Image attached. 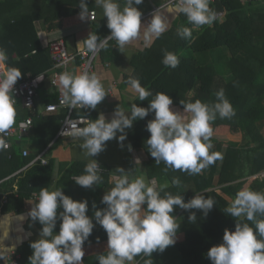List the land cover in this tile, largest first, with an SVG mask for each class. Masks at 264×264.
Here are the masks:
<instances>
[{"label": "clouds", "instance_id": "obj_1", "mask_svg": "<svg viewBox=\"0 0 264 264\" xmlns=\"http://www.w3.org/2000/svg\"><path fill=\"white\" fill-rule=\"evenodd\" d=\"M144 0H124L121 8L118 0H95V4L102 8L103 16L107 18L110 34L101 39L94 33L77 44L95 54L105 48L108 41L114 40L123 52L126 46L142 43L143 48L150 47L169 28L170 22L164 12L173 17L184 15L193 28L212 25L218 18V13L210 7V0H168L142 24V12L136 6ZM135 5V6H134ZM79 18L89 20L90 13L87 0H80L78 5ZM182 39L192 37V28L177 29ZM5 50L0 48V62L6 61ZM162 63L165 67L179 66L180 60L173 52L165 51ZM22 77L20 70L11 68L0 79V134H7L15 123L16 110L13 98V87ZM44 76H37V81ZM127 84L138 95L140 101L148 100L152 93L143 87L137 78H129ZM62 92V103L69 109L95 110L107 96L101 79L96 74L84 72L74 75L64 72L59 76ZM214 103L200 100L194 102L180 101L183 112L173 110V100L169 95L158 92L148 102V107L131 104L126 112L120 106L116 108L110 121L103 113L95 120L80 116L75 120H67V128L60 135L73 138H83L80 145L83 155L92 158L84 168V174L73 176L76 185L92 189L94 185L102 183L98 174L100 168L93 157L105 150L106 142L116 139L123 148L127 139L126 129L132 127L133 122L144 120L154 113V119L149 120L146 130L150 133L147 139L148 152L159 165L164 163V171H180L188 175L201 174L203 170L222 160L219 152H210L213 135L211 127L217 117L231 119L235 110L225 96L223 88L215 93ZM79 125H84L80 127ZM117 133H120L117 136ZM7 144L0 135V150ZM131 151V145L128 146ZM140 162L139 159L136 163ZM112 176L114 186L105 192L100 203L104 208H96L93 204L94 215L89 217L88 201H75L64 194L62 188L49 191L42 188L39 191L38 202L29 212V217L38 222L42 228L40 238L30 244L32 255L28 257V264H83L84 244L88 241L96 225H99L107 235V254H98V264H131L141 254L152 257L154 252L163 253L169 246L176 243V236L180 225L173 215L174 209L185 211L200 210L204 216L215 205L211 198L202 194H195L185 202L183 195H173L158 187L156 179L146 181L143 176L131 179V171L118 167ZM172 185L179 188L181 181L173 178ZM167 187V185H164ZM146 205V207H145ZM62 209V211L58 210ZM235 218V230L225 229L223 243L213 246L207 253L211 264H264V192L253 191L248 187L239 190L230 205L224 210ZM195 212H190L188 220L195 222ZM59 232L55 231L57 222ZM95 221V223L93 222ZM251 222V225L247 222ZM254 225V226H253ZM99 243V238H97ZM14 251L0 244V260L7 264V256ZM145 264H153L152 259Z\"/></svg>", "mask_w": 264, "mask_h": 264}, {"label": "trees", "instance_id": "obj_2", "mask_svg": "<svg viewBox=\"0 0 264 264\" xmlns=\"http://www.w3.org/2000/svg\"><path fill=\"white\" fill-rule=\"evenodd\" d=\"M23 1L3 0L0 2V48L5 50L7 56L2 64L5 75L11 68L20 70L22 77L16 84L25 80L27 76L34 78L52 69L48 51L43 50L39 45L33 25L35 18L42 16L48 28L54 22L61 21L63 26L68 27L80 21L78 7L80 0H43L46 4L42 0H28L29 12L13 20L10 19L11 17L8 19L6 16L19 10L23 6L19 4ZM252 4L243 5L240 0H216L215 3L210 4V7L218 13L217 20L210 26L200 27L199 30H194L183 15L181 26L192 28V37L187 40L182 39L172 31L167 35H162L150 48L134 56L131 62L133 74L123 78L125 85H128L129 78L139 79L141 85L152 93L148 100L140 101L137 98L133 102L140 107L147 108L148 102L158 92L169 95L173 100L172 106L181 109L183 106L180 101L187 103L198 99L205 103H214L215 93L223 88L226 98L235 110V116L231 119L217 117L211 124L213 135L210 143L214 147L209 151L222 154L221 164L218 166V160L208 167V170L205 169L198 175H188L171 169L165 172L164 163L161 162L159 165L155 163L146 144L147 139L150 138L146 125L149 120L154 119V113L149 114L144 120L135 121L137 128L131 134V142L133 147L142 149L147 155V162L144 164L147 177L164 178L169 183L168 187L162 189L161 195L163 196L165 192L183 195L187 202L195 194H202L205 198L211 197L215 201V205L207 216L196 209L190 211L174 209L173 215L178 217L177 223L180 225L177 234H182L183 240L169 246L163 253L154 252L152 257H145L143 254L137 256V264H145L148 259H152L153 264H159L158 260L171 251L178 253L179 264H211L207 257L209 249L223 243L225 229L235 230V218L224 212L236 196L232 190L239 188L240 180L254 177L264 171V135L258 126L264 120V14L257 9H249ZM87 5L90 11L91 4L88 1ZM39 8L41 11L44 9V14H38ZM246 9L248 10L245 11ZM160 47L161 49H158ZM223 48L227 49L231 56L224 68L226 73L213 65L199 63V56ZM33 50L35 53L31 55ZM165 51L177 55L180 60L178 67L173 69L163 65ZM191 91H194L192 96L189 95ZM87 112L90 120L96 119L94 115L89 114L90 110ZM65 115L66 111H61L58 115L59 120H62ZM38 116V114L35 116L37 120L33 118L32 123H39L37 128L39 127L42 131L38 136L39 141L42 142V138L46 137L44 143L47 145L49 139L55 134L52 124L56 122L57 117L56 119H43ZM218 137L240 138L245 143L242 144L241 140L239 143L230 139L220 141ZM0 151L4 153L0 155L3 162L11 165L9 173L17 171L28 162L26 158H22L20 153L17 155L11 151L12 156L8 158V151ZM52 163L53 160H49L46 166L36 163L15 175L13 177V180H16L14 192L8 195V198L18 203L28 199L32 193L39 194L40 189L47 188ZM86 164L74 162L60 180L59 185L70 183V176L84 174ZM103 171L106 170L103 169ZM98 174L102 177V183L94 185L92 189H87L86 194L90 196L87 199L93 200L92 207L94 202L96 208H104L105 205L100 203L101 198L98 194L108 184L109 176L106 172ZM253 177L251 190L264 192V176L259 180ZM173 178H179L181 181L179 188L172 185ZM74 186L76 187V184ZM215 186H218L217 190ZM217 191L229 197L233 195V198L230 197L231 201L227 202ZM59 211L62 209H59L58 213ZM190 212H195L197 217L195 222L188 220ZM88 215L92 217L91 212H88ZM244 222L251 225V222ZM59 224L58 220L55 229L57 233ZM97 238H99V243H97ZM95 244H99L102 247L101 250L99 253L85 255L84 264H98V254H107V235L99 225L93 229L84 247Z\"/></svg>", "mask_w": 264, "mask_h": 264}, {"label": "crops", "instance_id": "obj_3", "mask_svg": "<svg viewBox=\"0 0 264 264\" xmlns=\"http://www.w3.org/2000/svg\"><path fill=\"white\" fill-rule=\"evenodd\" d=\"M2 1L3 0H0V2ZM87 1L91 4L90 11L96 12V19L94 22L88 20L82 21L80 19V21L75 23L74 25L65 27L63 26L62 22L59 21L54 22V24L50 28H48L44 20L42 19V16H38L37 18H35L33 25L37 34L39 45L43 50H47V45L51 41L60 39L64 42L67 51L69 53H74L78 49L83 48L78 47L77 44L85 40L88 37L89 33H94L100 38L110 33V30L107 27V18L103 16L102 8L95 4V0ZM165 1L166 0H144L143 4L136 6L138 10H140L143 14L141 17L142 24L148 22L151 18L152 13L161 5H163ZM43 2L46 4L45 1ZM118 2L120 3L121 8L125 6L124 0H118ZM258 2H260L259 6H261L263 9L259 7L255 8L259 10V12L264 14V0H259ZM21 4H23V6L19 10L14 11L11 15L9 13L6 17L8 19L11 17L10 19L13 20L15 17L29 12L28 0H24L23 3L19 4V6ZM38 11V14H44V9L41 11V8H39ZM164 15L168 16L170 25L168 30L163 35L169 34L170 31H172L173 34H176L177 29L181 27V17H183V15H178L175 18L166 11L164 12ZM193 29L199 30V28ZM155 41L153 42V44L155 43ZM148 48H143L142 43H133L126 46L123 52H121L117 44H115L114 46H108L102 50L95 62L93 74H96L100 77L101 82L105 87L107 96L99 105H97V108L95 110H90L89 114L94 115L97 118L100 113H103L106 119L110 121L113 117L114 111L118 106H120L126 112L130 111L131 104L138 98V95H136L130 89L129 85H125L123 83V78L125 76H131L133 74L131 62L134 56ZM158 49H161V47ZM34 53L35 51L33 50L31 52V55H33ZM51 70L52 69H49L44 73L38 75H43L44 78L43 80L38 81V86L36 88L37 98L35 102L34 112L29 113L22 107L20 102L17 103V105L15 106V123L12 128L16 127L18 123L22 122L27 117H31L33 121V118L37 116V114L39 115L38 117H41L43 119H56L57 117L56 122H53L52 124L53 129L55 130L53 138L49 139L47 145H45L44 143L46 137H43L42 142H40L38 136L41 135L42 131L41 129H39V127L37 128L39 123L33 122L32 128L27 137H25L21 142L15 141V143H13L11 147V150L8 151L7 155V157L9 155L12 156L11 151H14L17 155H19V153L21 155V150H26L28 152V157H26V159L28 160L27 164L22 168H19L17 171H14L13 173H9L8 171L11 168L10 163L8 164L6 162H3L0 156V176H3L0 177V204L2 199L6 200V202L2 204V206L0 205V244L4 245V247L7 249L16 250L20 254V264H28V257L32 255L30 244L40 238L39 233L42 226L38 222L33 221L28 215L33 205L38 201L32 199V194L34 193H32L28 199H24L18 203H16L15 200H10L8 198V195L14 192L13 189L15 188L16 184V180H13V177H15L14 174L23 169L19 172L20 174L26 169L32 167L34 164L39 163L36 162L35 159L42 151H46L44 158L47 162L49 160H53L52 172L47 189L49 191H54L56 189L62 188L64 194L71 197L75 201L86 199L88 201V212H91L92 216L94 215L95 211L91 204L93 200L87 199L88 197H90L88 194H86L87 189L82 188L78 185H76L75 187V182L72 180V176H70V183L66 185H59L60 180H62V177L66 175L68 169H70L71 165L74 162L88 163L92 158H86L83 155V150L80 147V145L83 143V138L70 137L56 140V135L61 122L58 115L63 110L53 113L52 115L44 113V106L47 104H53L56 101V93L54 89L49 85V79L52 73ZM71 74L75 75V71L72 70ZM171 107L175 111L181 113L183 112V109H181L180 107ZM87 111V109L76 110L74 111L73 115L75 117L84 116L89 118L87 115ZM34 120H37V117H35ZM136 128L137 124L133 122L132 127L125 130L127 133V139L123 142V148H121L116 139H113L106 142V147L103 152H101L98 156L93 157V159L98 162L101 170L105 169L106 171L103 172H106L109 176L108 184L103 189H101L98 194L99 198H102L105 192L110 190L114 186L112 176L114 174H117L116 169L118 167L124 168L125 171H131V179H134L138 176H143L146 181L156 179L159 188H165L164 185H167V187L169 186V183L164 178L147 177L144 166V164L147 162V155L142 149L133 147V144L131 142V134L135 131ZM119 135L120 133H117V136ZM219 140L222 141L221 139ZM54 144H56V146H54ZM129 145H131V151L128 150ZM2 154L4 155V153L0 151V155ZM137 159H139L140 162L136 163ZM220 164L221 160L218 161V166ZM27 165L29 166L26 167ZM24 167L26 168L24 169ZM220 195L227 202L231 201L229 196L223 193H220ZM176 218L178 219V217ZM182 240L183 235L177 234L176 243L181 242ZM101 248L102 247L99 244L85 246V255L89 256L95 253H99ZM137 262L138 261L135 258V260L131 262V264H137ZM158 262L159 264H179V255L176 251H171L160 258ZM0 264H2L1 261Z\"/></svg>", "mask_w": 264, "mask_h": 264}, {"label": "built area", "instance_id": "obj_4", "mask_svg": "<svg viewBox=\"0 0 264 264\" xmlns=\"http://www.w3.org/2000/svg\"><path fill=\"white\" fill-rule=\"evenodd\" d=\"M216 0H210V4L215 3ZM259 0H240L241 4L245 3H255ZM168 0L165 1L164 4H167ZM163 4V5H164ZM156 9V8H155ZM94 12V16H90L88 21L94 22L96 19V12L90 11V13ZM110 34V33H109ZM108 34V35H109ZM105 35L101 37V39L105 38ZM116 42L114 40L108 41V46H114ZM106 48V47H105ZM99 49L95 54L87 51L85 48L78 49L74 53H69L65 47V44L62 40H55L51 41L47 45V51L50 57V60L52 61V73L50 75L49 79V85L51 88L54 89L56 93V102L53 104H47L44 106V113L45 114H53L58 111H66L65 117L61 120L60 126L56 135L57 139H65L70 138V136H62L60 133L67 128L66 121L67 120H75L78 117H75L73 115L74 111L76 110H84L80 108L75 109H69V107L62 103L63 96L59 85V76L60 74L64 72L71 73L72 70L75 71V75L82 74L84 72H88L90 75L94 73L95 68V62L97 58L99 57L100 53L103 49ZM5 76V70L2 62H0V79H2ZM38 86V81L36 78H30L27 77L25 80L17 83L13 87V98L15 99L16 103L14 107L17 105L18 102L22 105L24 109H26L29 113L34 112L35 110V102L37 98L36 94V88ZM86 119H89L85 117ZM80 127H83L84 125H79ZM32 128V118L27 117L22 122L18 123L16 127H13L7 131V134H0L3 135V138L7 144V147L3 150L10 151L13 143L15 141L21 142L27 135L29 134L30 130ZM46 154V151H42L35 159L36 162H39L42 165H46L47 161L44 158ZM21 156L23 158L28 157V152L26 150H21ZM11 157L10 155L8 156ZM31 165V164H29ZM27 165L26 167H28ZM24 167V169L26 168ZM23 170V169H21ZM20 170V171H21ZM16 172L14 175L19 174V172ZM103 172L101 168L98 169V173ZM38 194H32V199L38 201ZM6 202L5 199H2L1 206ZM14 250V249H13ZM7 264H20V254L14 250L9 253V256L6 258ZM2 264H5L4 260H0Z\"/></svg>", "mask_w": 264, "mask_h": 264}, {"label": "rangeland", "instance_id": "obj_5", "mask_svg": "<svg viewBox=\"0 0 264 264\" xmlns=\"http://www.w3.org/2000/svg\"><path fill=\"white\" fill-rule=\"evenodd\" d=\"M259 4H260V2H255L254 4H252V6H250L251 8H249V9H256L255 7H259V8H262L261 6H259ZM263 9V8H262ZM248 9H246L245 11H247ZM253 10V11H254ZM250 11V10H249ZM264 11V10H263ZM219 16V15H218ZM230 53H229V51L227 50V49H221V50H216V51H214V52H210V53H206V54H204V55H201V56H199V63L200 64H209V65H213L214 67H216L218 70H220L221 72L223 71L224 73H226L225 71H224V68H225V65H226V63L228 62V60L230 59ZM194 94V91H191L190 93H189V95L190 96H192ZM258 126H259V129H260V131L262 132V134L264 135V120L263 121H261L259 124H258ZM228 138V137H227ZM227 138L225 137H218V139H221L222 141H227ZM228 139H230V140H232V141H237V142H239L240 143V138H228ZM241 142H242V140H241ZM243 143H245V141L243 140V142H242V144ZM213 145H212V148L211 149H213ZM247 165V167L249 166V162L246 164ZM207 170L209 169V168H206ZM263 176H264V171H262V172H260L259 174H257V175H255L253 178H255V179H262L263 178ZM252 177H249V178H247V179H242V180H240L239 181V184H240V186H239V188H237V190H232V193H234L235 195H236V193L238 192V190H241V189H243V188H245V187H248V188H250V189H252V181H253V179H252ZM215 180H216V178H214ZM215 183H216V181H215ZM215 189L217 190L218 189V186H215ZM217 193L218 194H220V192L219 191H217ZM231 198H233V195L232 196H230ZM230 198V199H231Z\"/></svg>", "mask_w": 264, "mask_h": 264}]
</instances>
